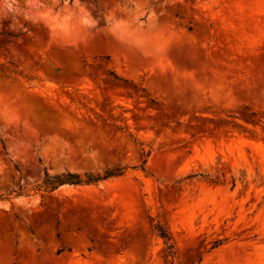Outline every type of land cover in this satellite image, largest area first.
Returning <instances> with one entry per match:
<instances>
[{"label":"rangeland","instance_id":"obj_1","mask_svg":"<svg viewBox=\"0 0 264 264\" xmlns=\"http://www.w3.org/2000/svg\"><path fill=\"white\" fill-rule=\"evenodd\" d=\"M0 264H264V0H0Z\"/></svg>","mask_w":264,"mask_h":264},{"label":"trees","instance_id":"obj_2","mask_svg":"<svg viewBox=\"0 0 264 264\" xmlns=\"http://www.w3.org/2000/svg\"><path fill=\"white\" fill-rule=\"evenodd\" d=\"M113 78H118V76L110 72ZM122 172L121 168H115L111 170H105L103 174H84L80 175L77 173L66 172L64 174H49L46 170L43 171V176L41 181L35 185V189L42 190L44 192H51L60 185L63 184H89L95 183L98 180L105 179L109 176L118 175ZM160 235L163 237L167 236L161 230Z\"/></svg>","mask_w":264,"mask_h":264}]
</instances>
